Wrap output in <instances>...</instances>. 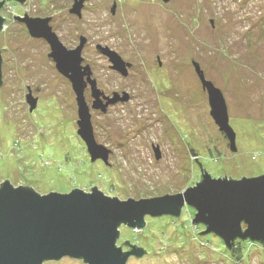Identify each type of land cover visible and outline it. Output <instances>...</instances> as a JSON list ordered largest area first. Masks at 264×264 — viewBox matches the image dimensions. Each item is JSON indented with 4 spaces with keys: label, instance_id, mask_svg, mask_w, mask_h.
<instances>
[{
    "label": "rangeland",
    "instance_id": "1",
    "mask_svg": "<svg viewBox=\"0 0 264 264\" xmlns=\"http://www.w3.org/2000/svg\"><path fill=\"white\" fill-rule=\"evenodd\" d=\"M70 1L3 0L0 183L28 185L39 195L95 186L121 201L173 195L200 179L187 144L212 178L264 174V0H116L114 14L108 0H86L81 19L69 14ZM34 16L53 19L48 26L66 49L82 38L88 43L82 66H92L99 89L131 96L107 114L87 97L94 140L110 150L108 165L92 161L78 138L75 95L47 58L50 45L15 19ZM103 43L132 64L128 77L97 54ZM194 64L223 96L235 151L210 116ZM194 214L184 207L177 217L145 216L142 230L120 226L119 244L145 251L126 264H264V246L241 242L232 255L220 237L198 234L204 227L194 226ZM43 264L85 263L63 257Z\"/></svg>",
    "mask_w": 264,
    "mask_h": 264
},
{
    "label": "water",
    "instance_id": "2",
    "mask_svg": "<svg viewBox=\"0 0 264 264\" xmlns=\"http://www.w3.org/2000/svg\"><path fill=\"white\" fill-rule=\"evenodd\" d=\"M17 18L25 23L31 37L44 39L50 45L49 57L58 73L69 80L75 95L77 134L86 144L92 161L98 157L106 161L108 151L94 140L89 106L83 94L86 76L94 92L91 108H101L99 90L90 80V68L81 66L84 39L77 48L66 49L52 33L47 18ZM4 20L0 16V29ZM104 52L111 67L125 74L123 61L112 51L105 49ZM194 70L207 93L210 116L228 139L230 150L235 151V134L228 125L227 108L220 90L204 79L198 64H194ZM31 107H35L34 101ZM187 146L200 167L202 178L195 186L173 195L121 201L107 197L95 186L89 193L74 188L66 194L39 195L28 185L15 188L4 179L0 183V264H43L63 257L81 259L85 264H126L129 256L141 257L144 250L132 247L129 252H123L116 246L120 224L141 229L145 216L176 217L183 206L196 211L191 222L205 225L203 234L220 237L227 247L236 238L264 242V174L251 178L242 176L238 180L229 175L228 179L225 175L212 178L204 168L202 174L197 153ZM155 154L158 157L156 149Z\"/></svg>",
    "mask_w": 264,
    "mask_h": 264
},
{
    "label": "flooded vegetation",
    "instance_id": "3",
    "mask_svg": "<svg viewBox=\"0 0 264 264\" xmlns=\"http://www.w3.org/2000/svg\"><path fill=\"white\" fill-rule=\"evenodd\" d=\"M15 1V0H14ZM77 1H79V0H71L70 2H72L71 3V6H70V8H68V12H69V14L70 15H72V16H75L76 18H78V19H81L82 18V11H84V8H85V5H84V1L86 2V0H80V2H83V4H80V3H77ZM162 1V0H161ZM17 3H20V2H18V1H16ZM24 2H25V0H24ZM108 2H111V7L112 8H114L113 9V12H111L112 14H114L115 12H116V10H117V8H118V3L119 2H117L116 0H108ZM4 2H2V1H0V11L2 10V8H3V4ZM13 3H15V2H13ZM164 3V2H163ZM22 4V3H21ZM74 6H76L75 8H74ZM73 8H74V10H73ZM111 8V9H112ZM25 15V14H24ZM3 18V17H2ZM21 18V17H20ZM34 18H42V19H44L43 17H41V16H34ZM45 18H48V22H47V24L48 23H51L52 22V18L51 17H45ZM15 19H16V17H15ZM19 19V18H18ZM18 19H16V20H18ZM26 19V18H25ZM3 20H4V18H3ZM23 26H24V28H25V31L28 33V30H27V28H26V25H25V23L24 22H22V21H20V20H18ZM49 25V24H48ZM52 27V26H51ZM52 29H53V27H52ZM29 34V33H28ZM35 39H38V40H42V41H44L46 44H47V42L44 40V39H41V38H35ZM87 45H88V43H84V45H83V47H82V49H81V53L87 48ZM98 44L96 43L95 44V46H97ZM102 46H104V48L105 49H110L112 52H114L119 58H121V56L120 55H118V53H116L110 46H107V44H102ZM73 47H76V45H74ZM105 49H102V48H97V54L98 55H100L102 58H104V59H106L107 60V58H108V60H109V57L107 56V55H105V52H104V50ZM0 51H1V49H0ZM47 58L48 59H50V60H52L50 57H49V53L47 54ZM157 58V66L159 67V68H161L162 66H161V63H160V60H159V58L158 57H156ZM107 60V61H108ZM159 60V61H158ZM83 62L84 61H82V63H81V66L83 65ZM123 63H124V65H125V74H122V71L121 70H115V69H113L111 66H109V68L111 69V70H113V72L114 73H116V75H118V76H120L121 78H126V77H128V75H129V71L132 69V64L131 63H126V61H123ZM110 64V63H109ZM85 66L87 65V66H89V68H90V71H91V75H90V80L91 81H93L94 82V86H95V89H97V90H99V97H98V102H99V104H100V106H101V108H99L100 110H101V113L102 114H107V110H108V108H110V107H112V106H116V105H121V104H123V103H127V100L128 99H130L131 98V96H128V95H123V97H120L119 96V94H117V92H115V91H112V92H110V94H106L102 89H99L98 87H97V82H96V80H95V78H93L92 77V75H93V72H92V66H90V64H84ZM195 71V70H194ZM197 75V74H196ZM69 81V80H68ZM84 81H85V83H86V85H85V88H84V92H83V94H84V99H85V102H86V104H87V106H89L88 105V101H87V97L89 96V98H93L94 97V92L92 91V87H91V85L89 84V82H87V78H86V76H84ZM1 86V85H0ZM122 92V91H121ZM120 92V93H121ZM207 94V93H206ZM91 96V97H90ZM94 99V98H93ZM29 101L31 102V103H29ZM28 103L31 105V104H33V101L30 99V98H28ZM36 107V106H35ZM222 133V132H221ZM223 134V133H222ZM224 135V134H223ZM94 136V135H93ZM225 136V135H224ZM226 137V136H225ZM78 138H80V137H78ZM81 139V138H80ZM82 140V139H81ZM82 143V146L84 147V149H85V151L87 152V154H89L88 153V151H87V146H86V144L84 143V142H81ZM155 150V149H154ZM108 151V154L107 155H109V152H110V150H107ZM156 151L158 152V157L157 158H159V155H160V153H159V151H158V149H156ZM155 152V151H154ZM90 156V155H89ZM108 158H109V156L106 158V161H103L100 157H98V158H96L95 160H96V162H99L100 164H102V165H108V162H107V160H108ZM211 177V176H210ZM201 178H202V175H201V177H200V179H199V181L197 182V183H199L200 181H201ZM216 178V177H215ZM228 179V178H227ZM196 183V184H197ZM195 184V185H196ZM184 207H189V206H183L182 208H184ZM181 208V209H182ZM191 209H192V207H190ZM181 209H180V213L179 214H181ZM193 210V209H192ZM195 213V212H194ZM124 226V225H123ZM203 226V225H202ZM144 227V226H143ZM143 227L141 228V230L143 229ZM132 230H133V228H131ZM119 238V237H118ZM117 241H118V244L116 243V246L117 247H119L120 245H121V250L123 251V252H129L130 250H131V248L132 247H135V248H140V246L138 245V244H133V243H130V242H125V243H123L124 241H120V244H119V239H117ZM123 245V246H122ZM135 245V246H134ZM143 249V248H142ZM144 250V249H143ZM144 254H145V251H144ZM130 257H135V256H129V258ZM128 258V259H129ZM137 258H139V257H137ZM77 260H81V259H77Z\"/></svg>",
    "mask_w": 264,
    "mask_h": 264
},
{
    "label": "trees",
    "instance_id": "4",
    "mask_svg": "<svg viewBox=\"0 0 264 264\" xmlns=\"http://www.w3.org/2000/svg\"><path fill=\"white\" fill-rule=\"evenodd\" d=\"M23 188H26V187H24L23 186ZM26 189H29V188H26ZM32 190V189H31ZM188 208H190V207H187V209ZM193 209V208H192ZM182 210V209H181ZM194 210V209H193ZM194 212L196 213V211L194 210ZM179 216V215H178ZM194 216H195V214H194ZM193 216V217H194ZM177 217V216H176ZM124 224H120V226H123ZM197 225L198 224H194V226H196L197 227ZM200 225H203V224H200ZM120 226H119V228H120ZM124 226H126V225H124ZM128 227V226H127ZM203 227H204V229H203V231L205 230V225H203ZM119 228H118V230H119ZM130 228V227H129ZM131 229V228H130ZM132 230V229H131ZM203 231L201 232L202 234H203ZM208 234H212V233H208ZM218 237V236H217ZM126 241H124L123 243H125ZM241 242H248V243H250L251 245H253V244H258V245H262V246H264V242H258V241H250V240H248V239H239V238H236L233 242H232V245L230 246V247H227L225 244H224V242H222L223 243V245H224V247L226 248V250H228L229 251V253H231L232 255H234V251H236L237 249H238V247H239V250L241 249ZM116 243H117V241H116ZM123 246V245H122ZM120 248H121V245L119 246ZM44 262H46V261H44ZM43 262V263H44Z\"/></svg>",
    "mask_w": 264,
    "mask_h": 264
}]
</instances>
